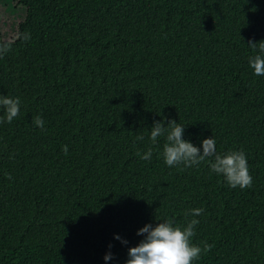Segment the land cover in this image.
I'll use <instances>...</instances> for the list:
<instances>
[{
	"label": "trees",
	"instance_id": "trees-1",
	"mask_svg": "<svg viewBox=\"0 0 264 264\" xmlns=\"http://www.w3.org/2000/svg\"><path fill=\"white\" fill-rule=\"evenodd\" d=\"M18 2L30 39L0 34V96L21 101L11 123L0 108V264H125L137 231L169 219L199 221L192 243L212 247L193 264H264V76L248 63L264 0ZM161 120L243 151L252 186L212 157L167 166L165 137L149 139Z\"/></svg>",
	"mask_w": 264,
	"mask_h": 264
},
{
	"label": "clouds",
	"instance_id": "clouds-1",
	"mask_svg": "<svg viewBox=\"0 0 264 264\" xmlns=\"http://www.w3.org/2000/svg\"><path fill=\"white\" fill-rule=\"evenodd\" d=\"M14 39L27 41L30 34L27 32H18ZM248 46L254 50L259 46L261 54L251 57L248 61L250 67L256 76H264V41L248 42ZM12 41L0 42V58L11 51ZM21 101L19 97L0 96V108L4 109V121L11 123L20 113ZM34 125L43 129L44 121L37 116L33 121ZM184 126L176 121H168L164 126V121L154 122L150 129L149 139L152 144H156L158 137H165L162 156L164 163L169 166L183 164L185 167L198 165L206 159L214 158L210 162V169L217 175H222L226 183L232 187L241 189L252 186V177L249 173L246 155L243 151H230L224 155L216 152V141L214 138H206L201 142V148L194 146L187 140H184ZM142 140L143 136H137ZM63 152L67 154V145L63 146ZM142 160H150L152 157V148H148L143 154L137 152ZM11 179V176H8ZM203 212L202 208L190 210L192 216H199ZM199 223L197 219L190 220L186 226H176L169 219L152 224H146L137 231V235L144 238L135 247L128 248V259L125 264H193L198 260L202 251L211 250V245L204 244L203 249L192 243L195 236V226ZM115 239H121L115 236ZM122 243H127L122 241ZM112 258L111 253L104 256L108 261Z\"/></svg>",
	"mask_w": 264,
	"mask_h": 264
},
{
	"label": "rangeland",
	"instance_id": "rangeland-1",
	"mask_svg": "<svg viewBox=\"0 0 264 264\" xmlns=\"http://www.w3.org/2000/svg\"><path fill=\"white\" fill-rule=\"evenodd\" d=\"M24 16L25 8L18 0H0V34L3 40L14 39Z\"/></svg>",
	"mask_w": 264,
	"mask_h": 264
}]
</instances>
